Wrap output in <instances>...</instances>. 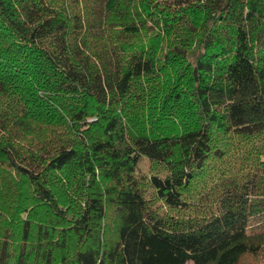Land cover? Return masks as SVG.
I'll use <instances>...</instances> for the list:
<instances>
[{
  "label": "trees",
  "instance_id": "trees-1",
  "mask_svg": "<svg viewBox=\"0 0 264 264\" xmlns=\"http://www.w3.org/2000/svg\"><path fill=\"white\" fill-rule=\"evenodd\" d=\"M218 134L243 167L195 191ZM261 253L264 0H0V264Z\"/></svg>",
  "mask_w": 264,
  "mask_h": 264
},
{
  "label": "rangeland",
  "instance_id": "rangeland-1",
  "mask_svg": "<svg viewBox=\"0 0 264 264\" xmlns=\"http://www.w3.org/2000/svg\"><path fill=\"white\" fill-rule=\"evenodd\" d=\"M171 82H174L173 75ZM169 81V86H171ZM160 104H163L160 101ZM250 142L231 134H218L213 140V153L207 161L206 166L199 173L195 181V191L200 190L203 186L209 187L214 182L221 180L229 173H238L243 167L241 156L246 155ZM139 174L150 175L160 174L165 175L167 170L165 166L157 163H152L148 159H143L139 164ZM146 194L151 204L163 209V202L157 198L152 188L146 186ZM242 264H264V253L259 256H247Z\"/></svg>",
  "mask_w": 264,
  "mask_h": 264
}]
</instances>
